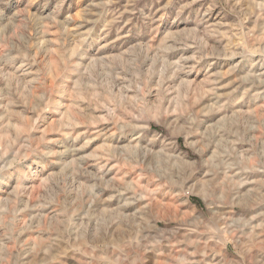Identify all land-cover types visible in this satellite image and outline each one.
<instances>
[{
  "label": "rangeland",
  "instance_id": "rangeland-1",
  "mask_svg": "<svg viewBox=\"0 0 264 264\" xmlns=\"http://www.w3.org/2000/svg\"><path fill=\"white\" fill-rule=\"evenodd\" d=\"M0 264H264V0H0Z\"/></svg>",
  "mask_w": 264,
  "mask_h": 264
}]
</instances>
